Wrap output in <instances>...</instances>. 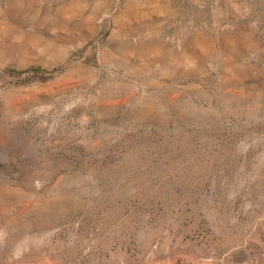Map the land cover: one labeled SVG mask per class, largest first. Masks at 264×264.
<instances>
[{"label":"rangeland","instance_id":"374dc122","mask_svg":"<svg viewBox=\"0 0 264 264\" xmlns=\"http://www.w3.org/2000/svg\"><path fill=\"white\" fill-rule=\"evenodd\" d=\"M0 264H264V0H0Z\"/></svg>","mask_w":264,"mask_h":264}]
</instances>
